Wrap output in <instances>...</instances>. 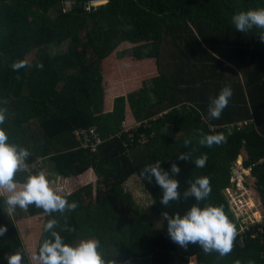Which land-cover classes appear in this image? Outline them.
I'll return each instance as SVG.
<instances>
[{
	"label": "trees",
	"instance_id": "obj_1",
	"mask_svg": "<svg viewBox=\"0 0 264 264\" xmlns=\"http://www.w3.org/2000/svg\"><path fill=\"white\" fill-rule=\"evenodd\" d=\"M66 2L70 8L65 9ZM86 3L0 0V109L7 110L0 127L9 142L29 150L26 162L42 158L30 172L41 171L48 162L50 180L74 182L72 191L62 195L78 206L64 216L52 214L61 225L55 230L68 244L99 240L105 258L115 255L120 264H264V224L239 235L223 193L232 185L233 164L241 157L243 167L252 169L250 179L264 213V169L256 165L264 157V42L255 30L241 33L231 23L233 14L264 7V0H106L90 10ZM61 43L65 50H56ZM115 50L128 57H117ZM18 61L25 67L14 71L12 64ZM115 73L122 84L112 79ZM225 85L233 94L220 118L213 119L210 98ZM246 120L241 132L226 133V125ZM123 121L140 122L133 138L129 132L120 135ZM93 126L103 138L95 150V137L87 139L82 132ZM168 126L180 134L178 139ZM196 129L222 133L225 140L201 146ZM186 137L192 138L187 148ZM183 152L192 158L178 160ZM201 154H207V161L197 168L194 161ZM156 160L165 171L173 162L181 168L174 177L181 199L165 207L155 181L141 179L155 204L153 217L183 215L197 203L183 198L186 181L207 176L211 194L199 206H223L237 231L230 254H206L198 244L179 247L167 234V221L154 228L125 192L123 184ZM24 175L18 173L17 179ZM3 208L0 197V226L7 227L0 236V264L17 251L22 264H38L32 257L49 238L43 228L51 217L34 205L27 211L17 207L7 217ZM65 224L72 231L63 230Z\"/></svg>",
	"mask_w": 264,
	"mask_h": 264
},
{
	"label": "clouds",
	"instance_id": "obj_2",
	"mask_svg": "<svg viewBox=\"0 0 264 264\" xmlns=\"http://www.w3.org/2000/svg\"><path fill=\"white\" fill-rule=\"evenodd\" d=\"M96 1L101 0H88V3ZM92 6L94 7L95 4ZM231 23L236 31L241 33L255 30L259 40L264 42V7L236 12L231 17ZM23 67H25L24 61L12 64L14 71H19ZM38 67H42V65H38ZM232 94L231 87L225 85L217 96L210 98L208 113L211 118H220L223 110L228 106ZM6 111V109H0V125L5 123ZM97 133L98 138L101 139L98 130ZM194 135L198 137L199 145L209 148L225 140L222 133L208 134L202 129L194 130ZM191 143L192 138L186 137L183 146L187 148ZM30 155L29 150L22 145L9 142V136L4 128L0 127V197L3 198V211L11 216L17 207L27 211L30 206L34 205L51 217L47 219L43 228L45 233L50 234L49 238L43 239L38 252L32 257L33 260L38 264H120L114 258L115 255L105 258L100 242L95 238L81 239L75 244L65 243L59 232L55 230L61 225L52 214L59 213L64 216L66 212L74 211L78 205L75 201L69 202L64 195L55 191L43 171L34 173L29 171L30 166L26 161ZM176 158L186 162L192 158V153H179ZM206 161L207 154H201L194 163L197 168H203ZM180 170L181 168L173 162L170 171H165L161 167V161L156 160L145 165L139 175L143 181L149 184L153 180L155 181L162 190L160 203L167 207L170 202L181 199L179 181L174 178L179 175ZM18 173H26L22 181L17 179ZM186 183L189 187L183 192V198L185 200L190 197L194 198L197 203L192 204L183 215L164 213L168 236L175 244L184 249H187L189 244H198L206 254L213 251L218 252L221 257L230 254L237 231L235 225L225 214L223 206L212 204H206L204 207L199 206V202L206 200L211 194L210 179L207 176H199L194 180L186 181ZM234 217L236 223L239 224L235 214ZM63 230L72 231L66 224L63 226ZM6 232L7 227L0 226V236ZM22 262L23 256L18 251L7 258V264H22ZM124 264H131V262L125 261ZM235 264H240V261H235ZM248 264H255V262L249 260Z\"/></svg>",
	"mask_w": 264,
	"mask_h": 264
},
{
	"label": "rangeland",
	"instance_id": "obj_3",
	"mask_svg": "<svg viewBox=\"0 0 264 264\" xmlns=\"http://www.w3.org/2000/svg\"><path fill=\"white\" fill-rule=\"evenodd\" d=\"M104 2H105V0H101V1H96L93 3H95V5H97L100 3L102 4ZM65 48H66V43H61L57 46L56 50L63 51V50H65ZM114 53L117 57L120 56L121 59L123 57H128L127 53L121 54V52L118 50H115ZM32 55H33V53L29 54L26 57V59L30 60L32 58ZM112 58L114 59V57H112ZM110 62H111V59H108L106 64L104 65V69H108V64ZM111 76H112V79H116L118 81H121V78H120V76L117 75V73L111 74ZM115 92L116 91H114V93ZM188 104H190V103H188ZM138 125H140V122L133 124V126H138ZM168 129H169L168 130L169 134L174 139H178L180 137V134H177L174 132L172 126H168ZM99 140L101 141L100 138H99ZM83 146L87 147V143L84 142ZM97 146H98V143H95L91 147V149L95 150V148H97ZM36 161H42V158H38L37 160L32 161V162H26L30 166L29 170L34 169L36 167V163H37ZM47 165H48V162H45V166L41 171H43L45 173L47 179L49 180L50 186L61 195L71 192L73 189V186H74V182L71 180H68V179L65 180V179L60 178V177L58 178V181H56V179L50 180L52 178L51 177L52 173L49 170H47L48 169ZM94 180H95V178L93 177L90 181L86 182V184H88ZM236 180H239V181L236 182ZM231 181H232V185H231L232 188L230 190H232L234 193L239 192L240 195H243V196L248 198V200L250 202V206L253 208V211H257L254 213L256 220L260 221L262 216L264 215L263 205L261 203V199L259 197L258 192L252 186V179H249L247 177L242 176V174L240 172L234 171L233 172V178L231 179ZM78 182H82V181H78ZM233 184H235L234 187H233ZM243 184H244V187H243ZM77 186H80V183ZM122 187L125 190V192H128L134 198V200L140 206V208L144 211V213L150 219H152V223L154 224V228H156V229L161 228L164 224V217H163V215H160L158 218L153 217L152 212L150 210L154 207L155 204H154L153 199L150 197V195L145 191V189H144L145 185H144L143 181L141 180V178L137 175H133L123 184ZM252 200H254V203H252ZM231 211H232V209H231ZM4 216L7 217L8 215L6 213H4ZM243 230H244V228L241 227L239 229L238 233L239 234L244 233ZM241 244H242V246H244V242Z\"/></svg>",
	"mask_w": 264,
	"mask_h": 264
},
{
	"label": "built area",
	"instance_id": "obj_4",
	"mask_svg": "<svg viewBox=\"0 0 264 264\" xmlns=\"http://www.w3.org/2000/svg\"><path fill=\"white\" fill-rule=\"evenodd\" d=\"M95 3L90 2V3H86V5L84 6L85 9L90 10L91 5H93ZM70 8V2H66L65 3V9ZM185 109H189V107L191 106L190 104H184ZM124 127H125V132L128 133V136L130 138H133V133H131L133 130H137L140 125L138 126H128L125 123H123ZM248 126V121H238L232 124H228L225 126L226 129V133L229 135L231 133L235 132H241L243 130L244 127ZM82 132L86 133V137L87 139H89L90 136L95 137L96 139V143H99L100 140L98 138V133L96 130V127H91L89 129V132L87 133L86 130H82ZM146 138L143 137V140L141 141L142 143H145ZM133 141V139H132ZM87 143V142H86ZM95 143L91 144V147L94 145ZM87 146L88 143H87ZM238 161V160H237ZM258 166H261L264 169V157L261 158L257 164ZM233 171H237L240 172L242 174V176H245L247 178H251L252 176V169L249 168L248 170H245V168L243 167V164H238V162H236L235 164H233ZM235 174V173H234ZM233 178V177H232ZM239 180H236V182ZM232 182V181H231ZM244 183V182H243ZM235 186V184H233V187ZM244 187V184H243ZM232 187H229L225 190V196L229 202L230 208L232 209L233 213L236 216V219L239 223V227H243L244 230L243 232L246 233L247 231H249L253 226L256 225H263L264 224V215L262 216L261 220L258 221L255 218V212L257 211H253V208L250 206V202L248 200L247 197L240 195L239 192L238 193H234L232 190H230ZM249 202V203H248ZM243 234V233H242ZM241 240H243V238H241ZM241 243H243V241H241Z\"/></svg>",
	"mask_w": 264,
	"mask_h": 264
},
{
	"label": "crops",
	"instance_id": "obj_5",
	"mask_svg": "<svg viewBox=\"0 0 264 264\" xmlns=\"http://www.w3.org/2000/svg\"><path fill=\"white\" fill-rule=\"evenodd\" d=\"M118 83H121V84H122V81H118ZM161 114H163V113H160L159 115H161ZM123 123H125V124L128 125V126H133V124L128 123L127 121H123ZM123 123H122V129H121L120 134L126 133V132H125V127H124ZM98 131H99V130H98ZM99 133H100V131H99ZM100 137H101V139H103L102 136H101V133H100ZM80 139H81V136H80ZM237 162H238V164H243V160H242V158H239ZM245 170H248V169H245ZM244 177H245V176H244ZM224 197H225V199H226V196H225V195H224Z\"/></svg>",
	"mask_w": 264,
	"mask_h": 264
}]
</instances>
